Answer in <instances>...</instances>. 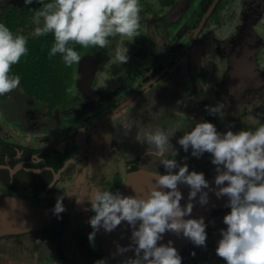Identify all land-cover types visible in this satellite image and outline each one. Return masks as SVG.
Returning <instances> with one entry per match:
<instances>
[{
    "label": "flooded vegetation",
    "instance_id": "obj_1",
    "mask_svg": "<svg viewBox=\"0 0 264 264\" xmlns=\"http://www.w3.org/2000/svg\"><path fill=\"white\" fill-rule=\"evenodd\" d=\"M51 2L0 0V23L14 36L23 35L28 49L9 73L20 77L19 87L0 95V134L12 137L19 126L23 130L15 131V141L20 145L34 149L39 140L41 148L64 145L68 151L67 161L59 163L61 171L45 172L48 190L32 191L33 197L26 199L54 209L58 197L67 205L72 182L80 193L71 211L60 213L45 229L0 239V258L7 255L2 248L13 245L14 264H96L101 259L110 264L96 238L94 245L88 239L95 193H122L135 168L166 173L160 158L145 155L146 149L155 148L139 143L138 133L143 140L146 129L178 128L171 140L178 150L176 160L187 163L189 170L196 164L207 167L196 172L208 178L216 174L212 155L196 158L191 148L184 152L177 140L185 132L204 121L221 133L254 132L264 125V0H140L137 36H111L105 48L70 43L81 56L71 67L61 54L49 55L53 33L35 34L43 27V18L34 22L35 13ZM123 48L128 50L126 64L115 58ZM217 105H223L221 113L209 115L206 107ZM16 118L22 123L15 127ZM23 123L29 125L22 128ZM124 123L133 125L130 132ZM95 156L107 165L96 184L84 172ZM70 158L73 165L67 163ZM230 211L226 206L213 209L205 221L206 247L190 242L178 251L182 264H226L216 248L220 230L227 227L223 217Z\"/></svg>",
    "mask_w": 264,
    "mask_h": 264
},
{
    "label": "clouds",
    "instance_id": "obj_2",
    "mask_svg": "<svg viewBox=\"0 0 264 264\" xmlns=\"http://www.w3.org/2000/svg\"><path fill=\"white\" fill-rule=\"evenodd\" d=\"M33 0H25L31 4ZM140 0H53L37 10L34 22L35 34H54V44L49 55L61 54L66 66L71 67L81 60L80 54L68 45L75 43L83 48L90 46L105 48L111 36L134 38L140 27ZM26 38L14 36L11 30L0 23V95L17 89L20 77L10 76L14 64H18L28 51ZM127 51L116 52V60L128 63ZM223 105L209 106V115L221 113ZM130 132L133 125H122ZM175 130L160 128L146 129L143 140L139 133L135 139L139 143L154 146L155 151L146 149V156L160 158L159 164L166 174L156 175L155 185L146 196H125L116 191H98L91 202L90 210L95 213L89 224L90 244L94 245L96 233L114 231L122 222L131 227L130 244L117 245V254L134 252L122 264H182V257L171 240L159 244L163 234L171 232L189 239L197 247H206L207 225L203 217L185 219L193 211L194 201L199 194L201 206L208 203V192L214 191L217 198L228 197L225 205L231 211L223 217L226 229H221V239L217 243L216 255L226 264H264V125L254 132H219L216 126L204 121L190 132H185L177 143L184 152L191 148V155L200 158L204 153L212 155L211 163L217 173L215 189L210 188L203 172L189 171L187 163L176 160L178 150L171 143ZM173 158H167L169 154ZM186 159V157H185ZM178 169V171H174ZM225 182L227 185L225 186ZM178 184L189 186L188 202L182 207L183 199ZM51 186V185H50ZM167 189L168 191H165ZM63 198L58 197L53 212L65 211ZM139 222V223H138ZM138 225V226H137ZM192 255H195L193 252ZM96 264H107L105 259Z\"/></svg>",
    "mask_w": 264,
    "mask_h": 264
},
{
    "label": "water",
    "instance_id": "obj_3",
    "mask_svg": "<svg viewBox=\"0 0 264 264\" xmlns=\"http://www.w3.org/2000/svg\"><path fill=\"white\" fill-rule=\"evenodd\" d=\"M87 146V143H85L83 150V162L86 160ZM12 147L7 145L5 142L1 143L0 145L1 150H13L14 148ZM28 149L32 150L33 148ZM24 150L25 147L23 146V149L14 150L15 152H13V154H4L3 152L0 155V168L11 169L14 174L20 173L19 170L24 168L25 173L20 175V179L22 181H26L31 192L33 191V193L35 192L36 194L41 191V193H44L48 190V186L44 185L45 172L48 170H51L52 172L61 171H57L60 166L59 163L61 164L62 162L67 161L68 151L64 148H61L60 146L51 149L35 147V152L28 151L32 152V154L28 152L25 153L26 150ZM24 153L25 157H23ZM61 154L64 156L63 160H61ZM26 156L29 157V162L27 164L23 160V158H26ZM59 160H61V162H59ZM67 163H71L73 165L75 160L70 158V160L68 159ZM68 164L67 167H69ZM200 168L205 169L207 167L196 166L193 167L191 171H196V169L197 171L202 170ZM130 172L131 173L127 179L128 181L126 180L127 182H125V187L122 189V194L125 196H146L150 189L155 185L156 175L166 174L165 172H156L154 170H150L147 167L142 169L135 168ZM5 175H7V173H5ZM216 175L217 173L205 178L212 189L217 187L214 183ZM133 179H135V181ZM226 185L227 182H225V186ZM178 189L181 191L183 196V199L181 200V206L183 207L188 202L190 188L185 184H178ZM108 191L111 190L109 189ZM165 191L168 190L165 189ZM204 191L208 192V203L201 206L198 202V194L197 198L192 201L194 207L191 215L185 217V219H199L200 217H203L206 221V219L212 214L213 209L225 207V205L228 203L227 196L217 198L214 191H209L208 189H204ZM79 193L80 189L77 187V183L72 182L71 193L68 195V203L66 206H64L65 211L70 209L69 206L72 205L75 195ZM56 216L57 215L54 214L53 209H46L40 206V204L32 203L29 199L10 195L0 191V239L9 236L28 234L38 231L39 229H43L46 225L50 224ZM131 231L132 229L127 224V222H122L121 225H119L114 231L110 233L105 232L102 228L96 233V246L102 252V255L108 257L110 264H122V262L129 257H134L133 251L125 252L122 255L117 254V245L127 246L130 244ZM169 240L173 242V246L177 249V251H180L191 242L182 235L177 236L171 232H166L163 234V239L158 241V245L167 244Z\"/></svg>",
    "mask_w": 264,
    "mask_h": 264
},
{
    "label": "rangeland",
    "instance_id": "obj_4",
    "mask_svg": "<svg viewBox=\"0 0 264 264\" xmlns=\"http://www.w3.org/2000/svg\"><path fill=\"white\" fill-rule=\"evenodd\" d=\"M140 15L142 16V13L140 12ZM140 23H141V17H140ZM148 28V26H147ZM125 48L121 49V53L124 54L125 53ZM130 52H128L129 54ZM20 107V106H19ZM264 111L262 112V115H263ZM9 118V117H8ZM10 119V118H9ZM11 122H13L14 120H10ZM22 123V120H18V118L15 119V124L14 126L16 127V125ZM24 124V125H23ZM22 124V128L25 126H28L29 123H23ZM18 129H14V133L12 134L13 136L12 137H6L2 134H0V145L1 143L5 142L7 145L9 146H13L12 148H14L13 150H10V149H3L1 150L0 149V155L4 152V154H13V152H15L14 150H17V149H23V146L20 145L18 142L16 141H19V139L17 138L18 136L15 135V131L16 132H21L20 130H23V129H20L19 130V126L17 127ZM16 140V141H15ZM36 142V141H35ZM36 144V146H38V148L40 147L38 144L39 143V140H37L36 143H34V145ZM97 146V141H96V145ZM94 146V147H95ZM61 148H65L64 145H60ZM35 148V147H34ZM95 149V148H94ZM26 150V151H25ZM25 153H27L28 151H32V152H35L34 149L32 150H29L28 148L25 147ZM38 151V150H37ZM32 152H28V153H31ZM39 152V151H38ZM25 153H24V156L25 157ZM17 156V155H16ZM28 156H26V158H23L24 162L27 164L29 161H28ZM102 158H99V157H93L89 166H87L85 168V171L87 174H86V177L87 179L91 178L92 180H94V184L97 183V180H98V177L101 175V170L103 169H106L107 165L102 163L101 161ZM32 160V159H30ZM61 160H63L61 158ZM61 160H59V162H61ZM22 161V160H21ZM58 162V163H59ZM56 165V164H55ZM195 166H198V164H196ZM193 166V167H195ZM201 166V165H200ZM202 170H205L203 168H200ZM192 168H190L189 171H191ZM201 171V170H199ZM20 173H13L11 171V169H1L0 168V191L1 192H4V193H7V194H10V195H14V196H18V197H21V198H28V197H33L32 195H30L31 190L29 189V185L26 183V181H22L20 179V175L21 174H24L25 173V170L24 168H21L19 170ZM22 172V173H21ZM5 173H7V175H5ZM90 174V175H89ZM35 194V192H34ZM39 196L41 197V193H39ZM32 201H34L33 198H31ZM36 202V201H34ZM42 202H36V204H41ZM45 229V228H44ZM16 236H9L8 238L10 239H14ZM4 238H7V237H4ZM4 238H2L1 240H4ZM7 249V250H6ZM2 248V251L4 252H7V255L6 256H2L0 258V264H14V260H15V251H16V248L12 245V246H9L8 248ZM1 251V250H0ZM35 259V258H34Z\"/></svg>",
    "mask_w": 264,
    "mask_h": 264
}]
</instances>
